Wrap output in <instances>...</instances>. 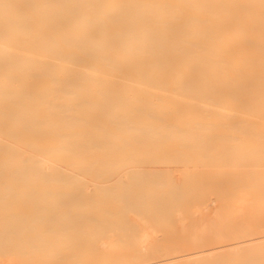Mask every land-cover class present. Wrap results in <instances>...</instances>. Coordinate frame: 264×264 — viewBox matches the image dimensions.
<instances>
[{"label":"bare ground","instance_id":"1","mask_svg":"<svg viewBox=\"0 0 264 264\" xmlns=\"http://www.w3.org/2000/svg\"><path fill=\"white\" fill-rule=\"evenodd\" d=\"M41 260L264 264V0H0V264Z\"/></svg>","mask_w":264,"mask_h":264},{"label":"rangeland","instance_id":"2","mask_svg":"<svg viewBox=\"0 0 264 264\" xmlns=\"http://www.w3.org/2000/svg\"><path fill=\"white\" fill-rule=\"evenodd\" d=\"M42 189H43V188H42ZM37 200H39V199H36V201H37ZM32 201H35V200H32ZM38 202H39V201H38ZM8 203H9V202H8ZM27 203L29 204V203H31V202H30V201H29V202H24L23 204L20 202V203H18L17 205H14V204L12 203V204H13L12 206H18V208H16V211H17V210H18V211H19V210L22 211V213L19 211V212H20V216H23V215H21V214H23V213L27 214V216H30V213H31V215H33L31 209H32V210H33V208H34V210H35V209H38L39 206L36 208L35 205H34V207H33L32 204H31V205H30V204L28 205ZM32 203H34V202H32ZM40 203H41V202H40ZM44 203H45V202H44ZM44 203H43V204H44ZM10 204H11V203H10ZM10 204H9V205H10ZM19 204H20V205H19ZM34 204H35V203H34ZM36 204H37V203H36ZM43 204H42V206H43ZM26 205H27V206H26ZM44 206L47 207V205H45V204H44ZM32 207H33V208H32ZM48 209H49V208H48ZM48 209H47V211H48ZM9 211H13V210H9ZM7 212H8V211H7ZM14 212H15V211H14ZM37 212H38V211H37ZM42 212H43V211H42ZM44 212H46V211H44ZM48 212H49V211H48ZM48 212H47V213H48ZM28 213H29V214H28ZM47 213H43V214L46 215ZM34 214H35V213H34ZM41 214H42V213H41ZM43 214H42V215H43ZM37 215H38V214H37ZM48 215H50V214L48 213ZM20 216H19V217H20ZM19 217H18V218H13V219H14V220H16V219L18 220ZM31 217H32V216H31ZM10 220H12V219H10ZM37 224H38V223H37ZM37 224H36V226H37ZM41 224H42V223H39L38 225H41ZM37 228H39V227L37 226ZM37 228H36V229H37ZM168 233H169L168 230L164 231V235H165V234H168ZM170 234H171V233H170ZM164 235H163V236H164ZM169 236H170V235H169ZM166 237H168V236L166 235L165 238H166ZM169 238H170V237H169ZM37 253H41V252H37ZM26 256H27V255H26ZM26 264H27V262H26ZM38 264H47V263H45V261L41 260V262L39 261Z\"/></svg>","mask_w":264,"mask_h":264}]
</instances>
